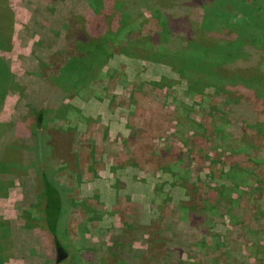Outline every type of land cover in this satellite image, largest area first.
<instances>
[{"label": "rangeland", "instance_id": "374dc122", "mask_svg": "<svg viewBox=\"0 0 264 264\" xmlns=\"http://www.w3.org/2000/svg\"><path fill=\"white\" fill-rule=\"evenodd\" d=\"M116 1L125 8V0ZM148 1L146 8L155 3ZM167 7V18L144 9L126 37L161 40L162 20L172 37L185 36L195 5L180 14L178 5ZM89 8L90 0H0V123L25 115L30 120L23 117L22 127L33 126L36 109L47 107L44 124L15 140L24 172L0 196V217L8 221L0 234L11 242V255L0 264L45 263L41 238L26 227L37 213L31 210L39 203L37 167L43 166L63 193L62 233L70 239L72 264H255L246 245L263 246L264 232L225 239L236 229L228 214L227 173L234 165L248 170L247 181L260 187L263 202L264 163L250 160L246 148L263 149L264 139L249 130L252 142L238 145L229 131L230 109L213 88L188 94L171 64L122 52L128 41H108L112 55L102 60L101 73L86 76L79 87L61 85L67 61L86 56L79 40ZM177 42L166 43L177 49ZM205 191L214 200L208 206ZM238 194L232 196L247 203ZM184 207L210 208V228L201 222L202 234L187 231ZM256 213L264 217L263 208Z\"/></svg>", "mask_w": 264, "mask_h": 264}, {"label": "trees", "instance_id": "16d2710c", "mask_svg": "<svg viewBox=\"0 0 264 264\" xmlns=\"http://www.w3.org/2000/svg\"><path fill=\"white\" fill-rule=\"evenodd\" d=\"M125 1L127 4L123 9L116 0H90V8L86 12L89 20L82 26L80 31L82 40H79L82 45V50L80 49L79 52L83 51L86 56L75 55L67 61L66 66L62 68L61 78L58 79L61 85H64L65 81L79 87L86 76L92 78L91 73L94 71L101 73L102 60L112 55L108 41L121 43L122 46L124 41H128L124 48H120L122 52L130 55H144L147 58H156L157 61L171 64L180 77L186 80L188 94H204L207 88H213L222 105L231 110L229 113L234 120L231 124L233 130L229 131L236 135L234 140L238 145L248 147L247 144L252 142L253 139H250L248 135L249 130H252L258 138L264 139V103L259 104L252 100L253 96L264 100V0H192L194 9L196 8L195 19L191 21L193 28L185 36L172 37L170 33H167L169 29L162 20L165 32L163 34L159 32V35L160 38L162 35L164 42L162 39L158 40L157 35L135 40L128 39L126 33L137 24L138 18H143L144 9L160 11L163 18H167L164 17L169 10L167 4L178 5V14H180L182 10L193 9L192 1L155 0L153 5L149 3V8H146L148 0L146 2ZM132 8L133 12L138 13L137 15H132L130 11ZM157 14L160 15L159 12ZM179 21L182 20L178 15ZM170 38L178 39L177 49H171L166 43ZM156 40L158 42H155ZM176 54H178V61H172ZM46 108L41 106L36 109L33 126L29 122L28 126L22 127L24 122L22 118L25 115L8 123H0V196L5 194L3 186H6L5 188L11 186L13 180L19 178L24 172L20 147L15 140L30 134L33 130L35 132V126L44 124L47 116ZM260 110L263 111L261 116ZM27 117L24 118L28 122L30 118ZM239 124H242L241 128ZM248 148L246 150L249 151L246 152L251 153L250 160L254 163H264V147L261 149L260 146L254 145ZM245 159L244 154L240 156V160ZM46 167H37L39 203L32 208L31 211L36 210L37 213L35 215L32 213L33 218L26 227L31 228L41 238L44 264H72L70 239L67 233L65 235L62 233L66 204L62 190L51 178ZM247 173L248 170L239 165H234L227 173L232 182L228 185L230 189L228 214L232 225L236 226L230 236L225 238L227 242L236 241L234 236L244 237V235H259L264 232V227L258 228L256 224H253H264L261 222L264 217L256 213L264 209V201L260 202L257 199L261 189L254 185L255 181L253 183L247 181ZM260 183L264 185L263 181ZM234 192L239 193V198L247 196V203L233 197ZM208 194V191L201 193L207 206L209 201H214L206 198ZM262 196L264 200V195ZM250 208L253 209L251 210L253 213L248 218ZM211 211L208 207L202 208L201 212L194 207L191 209L184 207L183 213L188 212V221L184 223L187 231L202 234L204 231L201 228V222H205L210 228ZM7 224L8 221L0 217V226ZM1 236L0 234V262L3 261L4 256L7 259L11 255L10 240ZM252 244L246 245L250 256L255 259V264H264V245L261 246L257 241H253Z\"/></svg>", "mask_w": 264, "mask_h": 264}, {"label": "crops", "instance_id": "0c3cea01", "mask_svg": "<svg viewBox=\"0 0 264 264\" xmlns=\"http://www.w3.org/2000/svg\"><path fill=\"white\" fill-rule=\"evenodd\" d=\"M14 258H15V256H14Z\"/></svg>", "mask_w": 264, "mask_h": 264}]
</instances>
